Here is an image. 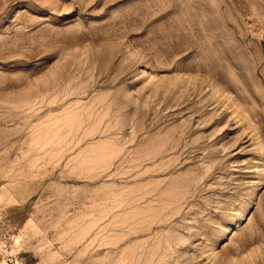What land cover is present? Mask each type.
Here are the masks:
<instances>
[{
	"label": "rangeland",
	"instance_id": "obj_1",
	"mask_svg": "<svg viewBox=\"0 0 264 264\" xmlns=\"http://www.w3.org/2000/svg\"><path fill=\"white\" fill-rule=\"evenodd\" d=\"M0 264H264V0H0Z\"/></svg>",
	"mask_w": 264,
	"mask_h": 264
}]
</instances>
